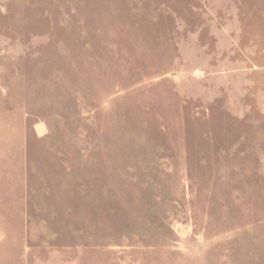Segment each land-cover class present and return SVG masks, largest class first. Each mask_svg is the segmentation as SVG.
I'll return each mask as SVG.
<instances>
[{
	"label": "rangeland",
	"instance_id": "1",
	"mask_svg": "<svg viewBox=\"0 0 264 264\" xmlns=\"http://www.w3.org/2000/svg\"><path fill=\"white\" fill-rule=\"evenodd\" d=\"M0 264H264V0H0Z\"/></svg>",
	"mask_w": 264,
	"mask_h": 264
}]
</instances>
